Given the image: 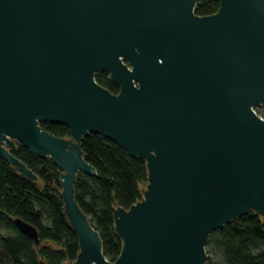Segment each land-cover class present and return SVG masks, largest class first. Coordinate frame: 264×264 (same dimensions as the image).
I'll return each mask as SVG.
<instances>
[{
	"label": "water",
	"instance_id": "1",
	"mask_svg": "<svg viewBox=\"0 0 264 264\" xmlns=\"http://www.w3.org/2000/svg\"><path fill=\"white\" fill-rule=\"evenodd\" d=\"M198 1L0 0V155L31 181L17 143L60 169L79 247L62 264H204L211 231L249 211L264 221V120L252 109L264 104V0H218L208 15ZM89 132L147 169L141 198L113 208V261L75 199L78 173L97 176L81 149ZM13 222L39 245L34 225Z\"/></svg>",
	"mask_w": 264,
	"mask_h": 264
},
{
	"label": "trees",
	"instance_id": "2",
	"mask_svg": "<svg viewBox=\"0 0 264 264\" xmlns=\"http://www.w3.org/2000/svg\"><path fill=\"white\" fill-rule=\"evenodd\" d=\"M218 7V0H199L194 13L212 14ZM94 77L103 87L118 92V85L108 78L107 71H98ZM40 125L56 136H70L66 125L52 121ZM81 149L97 176L78 173L75 199L98 230L103 254L113 261L122 245L113 229V208H128L141 198L147 177L146 165L139 157L129 155L117 143L97 132H89L82 139ZM12 154L24 162L38 180L22 178L0 155V264L73 261L79 247L76 233L63 213L60 169L48 157L33 154L22 143L16 144ZM15 217L37 228L38 246L15 226ZM207 243L220 252L221 264H264V221L254 211L241 214L221 229L211 231Z\"/></svg>",
	"mask_w": 264,
	"mask_h": 264
},
{
	"label": "rangeland",
	"instance_id": "3",
	"mask_svg": "<svg viewBox=\"0 0 264 264\" xmlns=\"http://www.w3.org/2000/svg\"><path fill=\"white\" fill-rule=\"evenodd\" d=\"M257 111L259 114L264 116V104L259 105L257 107ZM44 222L46 223L47 220L44 219ZM205 251L207 256L204 264H221L222 257L218 250L212 249V247L207 243L205 246Z\"/></svg>",
	"mask_w": 264,
	"mask_h": 264
},
{
	"label": "built area",
	"instance_id": "4",
	"mask_svg": "<svg viewBox=\"0 0 264 264\" xmlns=\"http://www.w3.org/2000/svg\"><path fill=\"white\" fill-rule=\"evenodd\" d=\"M257 107H258V106H254V107H252V109L254 110V112L257 114L258 117H260L261 119L264 120V116L258 113V111H257Z\"/></svg>",
	"mask_w": 264,
	"mask_h": 264
}]
</instances>
